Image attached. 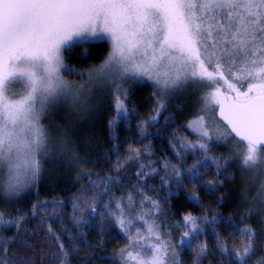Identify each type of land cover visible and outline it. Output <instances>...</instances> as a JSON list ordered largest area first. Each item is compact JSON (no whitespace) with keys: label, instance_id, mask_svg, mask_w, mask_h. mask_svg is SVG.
<instances>
[{"label":"snow or ice","instance_id":"obj_1","mask_svg":"<svg viewBox=\"0 0 264 264\" xmlns=\"http://www.w3.org/2000/svg\"><path fill=\"white\" fill-rule=\"evenodd\" d=\"M0 205V264H264V0H0Z\"/></svg>","mask_w":264,"mask_h":264},{"label":"trees","instance_id":"obj_2","mask_svg":"<svg viewBox=\"0 0 264 264\" xmlns=\"http://www.w3.org/2000/svg\"><path fill=\"white\" fill-rule=\"evenodd\" d=\"M107 51L108 48L107 46L105 47H100L97 48L96 50H94L92 52V55L87 59H81L78 58V54L77 53H72L69 54V59L66 61L69 64L72 65H76L77 67H87L89 64L91 63H95V64H99L102 59L104 58V56L107 55ZM68 76L73 77L71 75H69L68 73H66ZM75 77V76H74ZM152 89L149 88H144L142 90H140L139 92H137L133 97V101L139 106L140 111L142 114L147 115L148 112L150 111V109L152 108V105L154 103V101H152L151 99H149L150 94H151ZM191 108H189L187 110V113L185 114V116H187L188 113L191 112ZM185 117L182 116L180 119V123L184 122ZM99 131L102 134L103 139H101L98 142V147L95 149L94 151V155L98 156V157H103L104 152L106 150V148L108 147L107 144H105V140L107 138V132L105 130L104 127H100ZM119 134H120V138L121 140H123L125 137H127L130 133L128 132L126 127H121L120 129H118ZM131 135L135 136V128L133 126V131L131 133ZM162 148H166V142L162 143L157 141L156 143V154L157 155H162ZM123 151V150H122ZM169 155L171 153H168ZM45 167L48 168L50 171L53 169V165L51 164H45ZM99 170V169H97ZM55 179L54 180H45L40 188V196L41 198H51L52 196H62L65 195V189L71 187V182L72 179L74 177V173H72L69 170H57L54 173ZM240 178H237L236 181V185L240 184ZM235 187V186H233ZM230 196L235 195L234 192H229ZM35 192L32 193V199H35ZM28 201H25V203H27ZM179 206V204L177 205ZM0 207H2V205H0ZM8 210H11V207H9ZM227 210H231L230 208ZM93 239H95V233H93ZM115 246V243L113 244H109L108 248L109 250H111L113 247Z\"/></svg>","mask_w":264,"mask_h":264},{"label":"rangeland","instance_id":"obj_3","mask_svg":"<svg viewBox=\"0 0 264 264\" xmlns=\"http://www.w3.org/2000/svg\"><path fill=\"white\" fill-rule=\"evenodd\" d=\"M65 76L66 79H70V80H78V77H70L68 76L66 73L63 74ZM58 120H60L61 123H64V121L62 120V118H57ZM45 123H48V121H45Z\"/></svg>","mask_w":264,"mask_h":264}]
</instances>
